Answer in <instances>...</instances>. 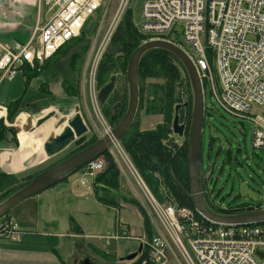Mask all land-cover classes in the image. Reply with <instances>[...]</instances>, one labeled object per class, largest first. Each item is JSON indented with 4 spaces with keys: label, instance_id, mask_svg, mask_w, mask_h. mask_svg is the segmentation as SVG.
Here are the masks:
<instances>
[{
    "label": "built area",
    "instance_id": "built-area-1",
    "mask_svg": "<svg viewBox=\"0 0 264 264\" xmlns=\"http://www.w3.org/2000/svg\"><path fill=\"white\" fill-rule=\"evenodd\" d=\"M44 1L53 14L44 24L35 26L27 42L9 46L0 41L1 78L12 79L24 64L38 69L80 33L86 19L105 0ZM129 3L119 0L111 26L92 60L89 91L95 103L94 77L100 55L110 30ZM140 14L144 34L165 39L181 33L182 48L201 82L226 111L249 118L253 125L252 147L264 153V0H142ZM130 165L164 235L143 240L146 256L128 264H168L167 253L176 256L175 249L185 264H264V222L216 223L169 200L157 203ZM104 167V159H94L84 170L94 176ZM259 205L264 208V191ZM21 234L11 219H0V237L17 240Z\"/></svg>",
    "mask_w": 264,
    "mask_h": 264
},
{
    "label": "rangeland",
    "instance_id": "rangeland-1",
    "mask_svg": "<svg viewBox=\"0 0 264 264\" xmlns=\"http://www.w3.org/2000/svg\"><path fill=\"white\" fill-rule=\"evenodd\" d=\"M118 1L119 0H105L103 5L90 16L87 22V30H92V33L87 34L86 38H84L83 43L86 50L81 58L79 56L76 57L75 65L69 60L68 57L70 55L69 52H67L64 58H61L58 65H52L50 69L39 70V73L29 82L26 98L42 97L44 98L42 100L44 102H46V99L49 97H54L55 99L50 100L54 103L51 104L52 107H48L37 115H34V121H36L35 118L38 115L40 118L47 114H51V116L43 121L41 125L37 126L34 131H25L28 135L32 136L33 139H38L41 142V145L36 149L38 152L32 154V157L27 159H35L34 162L38 161L36 159H45L42 141L45 140L47 136L57 134L62 130L66 122L57 127L58 120L61 118H69L73 115L76 106L79 107V111L84 117V122L88 127V132L83 135L86 137L85 141L90 140L94 135L101 137L106 130H109L108 127L112 128L101 105H98V107L97 104L92 101L89 83L91 88L92 60L96 53H98V46L115 15ZM141 3L142 0H130L129 3V7L133 14V22L137 27H139L141 22ZM46 10L47 8L42 5V16L46 14L49 16L51 14V12L46 13ZM114 28L109 32L98 64L103 57V52L107 50V46L109 45L108 41ZM97 67H99V65H97ZM72 69L76 71H70ZM96 73L97 72H95L94 79L96 78L97 81ZM112 74L116 75L117 84L121 80H119L118 77L124 75L121 69H111L107 76H103L106 78L105 83L109 81L107 79ZM63 77L67 78L68 82L72 85H78L81 96L79 99H71L64 94L62 88ZM43 83L48 85V89L51 92L50 94H44L38 89ZM143 85V88H141L142 91L145 88L143 93V107L139 109L138 114L141 120L140 128L142 130H147L153 128L162 120L164 104L162 94L163 82L161 79L151 78L143 81ZM112 93L113 96H115L117 92L113 90ZM181 93L182 96L187 94L185 90L181 91ZM66 99L67 101L65 102ZM206 107L209 110L211 109V111L210 114L206 115L204 124L202 137V169L204 174L209 176L207 189L211 202L215 206L221 208H226L227 205L232 207L241 206L243 204H248L250 206L258 205L261 193L264 191V153L252 147L253 125L251 121L248 117L234 115L226 111L214 96L210 97L208 95L206 97ZM42 125L43 128H41ZM45 126H48L47 131L51 132V130H53L52 134L45 131ZM211 136L214 138L213 142L210 144ZM74 147L75 145L71 143L62 152L49 158L51 160L42 161L39 166L31 169L35 171L36 169L48 166L53 159L57 160L62 158L70 153ZM116 147L117 149H114L115 155L117 156L119 151L122 157L120 160L123 162L120 165L119 187L117 190L115 189L105 193L104 196L107 198H117L120 195H129L130 197L133 196L137 198L144 212L149 216L151 224L156 226L157 221L152 214V207L146 201V195L139 184L136 173L130 165L132 162L128 153L123 151V156L118 144H116ZM19 148L20 142L18 143V147L15 148L12 146L11 142L10 144H5V146L0 147V152L5 151L13 154L12 159H15L13 161L15 168L19 167L20 159H24L29 153L31 154V152H33L31 149L21 152ZM227 152H229L228 155H226ZM2 159L7 158L2 157ZM128 161H130V163ZM28 165L32 164L30 163ZM132 166L134 167L133 164ZM23 172L24 171L18 172L16 175L22 176L24 175ZM83 173V168H79L70 175L72 177L71 182L60 188L59 194L57 193L56 198L51 202L49 207L51 209L50 215L44 213L43 207L40 206L36 215L35 207L37 201L35 200L36 198H34L36 195L23 201L19 206L13 208L10 213L16 215L20 209L27 208V214L21 213V215L26 217V222L22 225V228H27L29 232L46 234L47 232L43 230H50L51 228H55L56 225L59 233H56L58 232L56 231L54 234H66L69 228L68 218L72 216L84 229L86 234V238L81 240L80 250H77L80 256L89 258L95 264H123L125 261L122 258L136 251L139 244V239L136 238L139 236L141 229L139 212L133 206L128 207L124 205L115 213L114 210L98 202L92 191V177L88 174L83 175ZM138 173L144 185L151 195L154 196H152L153 199L155 201L157 200V203H164V190L157 175L148 171H138ZM60 184L61 182L56 184L55 187L58 188ZM37 199L40 200L41 196H37ZM116 218L119 219L121 224H128L131 228V233L129 235L119 236L117 239L111 238L106 240L105 238H101L102 236H110V233L114 231L113 229L115 227L113 226V221ZM43 224L44 226L40 228ZM157 225L159 226V224ZM33 227L35 228L33 229ZM116 229L118 233L119 230L118 228H115V230ZM143 236L145 237V235ZM60 241L67 243V239L64 237L60 238ZM185 245L191 256L194 257L191 249L186 243ZM91 246H95L102 252H106L110 258L105 260L102 256H96L92 252ZM59 248L61 253H63L66 248L68 249L67 245L63 243L60 244ZM175 251L178 255V261H176L173 256H170L169 264H185L179 251L177 249H175Z\"/></svg>",
    "mask_w": 264,
    "mask_h": 264
},
{
    "label": "trees",
    "instance_id": "trees-1",
    "mask_svg": "<svg viewBox=\"0 0 264 264\" xmlns=\"http://www.w3.org/2000/svg\"><path fill=\"white\" fill-rule=\"evenodd\" d=\"M132 17L133 14L131 9L129 7L126 8L110 35L107 50L103 52V57L101 58L102 61L100 60V63L98 64L99 67L96 69L97 81L95 78V85L97 89L104 85L103 83H105L106 78L103 76H107L111 69H121L124 74L123 76L118 77V79L121 80L118 82V84L116 83V88L114 91L117 93L115 96H113V93H111L106 102L101 105L108 122L112 126H115L120 121L124 113V111H120L119 108L112 110V106L118 101H121V103H126L127 101L126 69L128 58L132 52L144 42V40H147L148 37L147 35L142 34L136 28ZM89 18L90 16L85 21L80 34L77 37L72 38L65 45L61 46L49 59L44 61L40 70L50 69L52 65H58L61 58H64V55L67 52H69L70 55L68 57L69 60L73 62V65H75L76 57L79 56L81 58L82 54L86 50V47L83 43L84 38H86L87 34L92 33V30H87V22ZM169 38H171L170 35ZM171 41L179 42L180 39L179 37L175 36L174 38H171ZM26 68L29 69V67ZM70 71L76 70L72 69ZM37 73H39V71L35 69H29V74L26 75V79L30 81L34 76H36ZM112 75H110V77ZM110 77L107 80H109ZM151 78L161 79L163 82L162 94L164 104L162 120L151 129L141 130L138 111L143 107V93L145 91V88L143 91L141 88L144 86L143 81ZM62 80L64 94L71 99H79L81 96L78 85H72L68 82V79L64 77ZM137 81L139 87L137 112L133 122L124 132V134H122L119 142L125 152L128 153L132 164L139 172L148 171L157 175V178L164 189V199L169 200L171 203L177 206H186L194 209L190 195L187 163V131L190 114H186L185 109H179L180 120L185 124L184 137L177 138L171 132L174 107L182 101H187L189 104L191 103V91L188 76L185 73L181 62L176 59L173 54L162 48H151L145 51L140 57L137 69ZM41 86L42 90L46 92V94H50L46 84ZM184 90L187 92V94L182 96L181 91ZM21 103L22 100L20 99L14 100L10 103L9 107L11 111L8 114L10 122L19 111V104ZM48 105L49 103L44 106ZM44 106L40 105L36 107L35 110H40ZM210 111L211 109L209 110L207 107H205V118L206 115L210 114ZM111 116H113V118H111ZM85 138V136H82L76 139L72 143L75 145V147L70 153L63 156L62 158H65L68 155H71L72 153L96 141L95 136L91 137V139L87 141H85ZM213 138L214 137L212 136L210 137V144L213 142ZM10 142L14 148L18 146V140L13 129L11 127L5 126L2 121H0V147L5 146V144H10ZM228 154L229 152L226 153V155ZM102 157L106 161V166L105 169L98 173L93 179L94 194L99 202H102L106 205L118 206L122 204L119 200L107 198L104 196V194L110 190L118 188L120 172L115 161L113 160V157L107 151L103 153ZM62 158L49 163V165L44 168L36 169L30 174H24L22 176L0 171V202L5 200L17 189L24 186L37 173L53 166L54 164L61 161ZM69 174H67L62 181H64ZM201 186L207 206L216 213L224 215L240 213L245 210V206H248V204H243L237 207L227 205L226 208L215 206L209 199V196H207L205 193L206 184L203 169L201 174ZM122 199L124 202L127 201V203L136 207L142 220L143 228L145 230V237L150 238L153 234L152 224L149 216L146 215L147 213L144 212V209L142 208L139 201L133 197H123ZM8 214L9 213H6V216ZM70 221L73 222L72 219H70ZM145 256L146 251L143 247L136 261L138 262L142 260Z\"/></svg>",
    "mask_w": 264,
    "mask_h": 264
},
{
    "label": "crops",
    "instance_id": "crops-1",
    "mask_svg": "<svg viewBox=\"0 0 264 264\" xmlns=\"http://www.w3.org/2000/svg\"><path fill=\"white\" fill-rule=\"evenodd\" d=\"M42 5H44L47 8L46 13H50L49 7L45 4V1L43 0H0V40L9 45L14 43L15 41L26 42L30 38L32 30L35 27V25H42L51 15L50 14L49 16H47L46 14L45 16H42ZM29 69L26 67H22V70L18 74H16V76L11 80L0 78V121H2V123L5 126L12 127V123L17 120V118L21 115V113H24L26 115L28 114L33 115L32 113H38L39 110L36 111L35 109L40 105L44 106L47 103H49V106L47 107H52L50 103L53 102H51L48 99H55L54 97H49L48 99H46V102L42 101L44 99L42 97L26 98L27 86L31 81V80L28 81L26 79V75L29 74ZM44 84L45 83L41 85ZM41 85L38 87V89L45 94L46 92L42 90ZM17 99L22 100V103L19 104V111L17 112L13 120L10 122L8 118V114L11 111L9 105L11 102ZM66 101L67 99L65 100V102ZM39 118L40 116L38 115L35 118V120ZM37 152L38 151L31 152V154L29 153L24 159H20L19 167L15 168L13 162L15 159H12L13 154L9 152L1 151L0 171L6 173H12V174H16L18 172L24 171L23 174H30L32 171H34V169L31 168H35L36 166H39L42 163V161L51 160V159H36L38 161L34 162L35 159H27L29 157H32V154H36ZM2 157H6L7 159H2ZM54 160L56 161V159H53V161ZM113 160L116 161V165H118L117 167L120 172V165L123 162L120 159H113ZM30 163L32 165H28ZM134 169L136 170L138 176L140 177L138 170L135 167ZM76 171H73L72 173ZM72 173L71 174L68 173L69 175L66 177L64 181L62 180L60 181L61 184L58 185L59 186L58 188H56L54 185L50 188H47L39 192L40 193V194L38 193L39 195L36 194V197H34L36 198L35 200L37 201V205L35 207L36 215L38 213L39 206L43 207L44 213L50 215L51 209L49 207L51 205V202L56 198L57 193L59 194V191L61 190L60 188L66 186L71 182L72 177L70 175H72ZM84 174L86 173H83V175ZM93 179L94 177L91 178V184H92L91 186H92L93 195L95 197L93 190ZM204 179H205V184L207 186V181L209 179V176L204 174ZM118 187H119V180H118ZM205 193L206 194L208 193V189L207 191H205ZM37 196H41V199L40 200L37 199ZM123 197L130 198L129 195H120L117 198L110 197L113 199H117L122 203L118 206L106 205L102 202L100 203H102L107 208L114 210V212L117 213L118 210L122 208L124 205H127L128 207L130 206L132 207V205L127 203V201L126 202L123 201L122 199ZM22 202H20L19 204H21ZM19 204L16 206H19ZM247 207H252V206H247ZM10 211L7 212L9 213L7 216L4 215L0 217V219L1 218L11 219L22 231V234L17 240L0 237V264H83V261L87 259L91 263H93V261L90 260L89 258L85 256H80V253L77 251L80 250L81 240L86 238V234L84 229L75 221V219L72 216H69L68 218L69 228L66 234L64 233L54 234L56 231H58L56 233H59L57 225L55 228H51L50 230L41 229L47 232L46 234V233L29 232L27 228H22L23 227L22 225H24L26 222V217L21 215V213L27 214V208L20 209L16 215L10 213ZM70 219H72L73 222H71ZM157 224L156 226L152 224V231H153L152 236L158 234L164 235V233L161 232V227H159ZM43 226L44 224L41 225L40 228H42ZM113 226L115 228H118V230L122 229V233H124V235H129L131 233L130 226L128 224L125 225L121 224L118 218L114 219ZM140 227H141L140 234L136 238L139 240L146 239V237L143 236L145 235V230L143 228L142 220L140 222ZM34 228L35 227H33V229ZM115 228L113 229L114 231L110 233V236L108 235L104 237L102 236L101 238H105L106 240L111 238L114 239L119 238L116 235L117 229L115 230ZM63 237L67 239V243H65L64 241H60V238ZM62 243L66 244L69 249L68 250L66 248L63 251V253L60 252V248H59L60 244ZM139 245L140 243L138 244L137 249L139 248ZM91 250L96 256L97 255L102 256L104 257L105 260L110 258V256H108L106 252H102L101 250H99V248L95 246H91ZM125 257L122 258L124 261H125ZM123 264H126V262Z\"/></svg>",
    "mask_w": 264,
    "mask_h": 264
},
{
    "label": "water",
    "instance_id": "water-1",
    "mask_svg": "<svg viewBox=\"0 0 264 264\" xmlns=\"http://www.w3.org/2000/svg\"><path fill=\"white\" fill-rule=\"evenodd\" d=\"M151 48H162L173 54L174 57L181 62L190 82L192 90V106L190 123L187 131V163L190 195L194 209L202 217L217 223L247 224L264 222V209H255V207H259V204L255 207H246L245 211L241 213L224 215L212 211L205 203L201 188L202 135L205 112L203 87L196 68L184 51L173 43L159 39H152L143 42L132 52L128 58L126 69V110L119 123L111 129V137L109 135H104L103 137L65 158L64 160L37 173L24 186L17 189L5 200L0 202V217L4 216L8 211L25 199L56 185L68 173L81 168L87 162L99 157L104 152H106L111 147L113 140H119L120 136L131 125L137 110L139 97L137 69L140 57L145 51ZM114 83L115 76L112 75L109 81L99 89L97 93L99 103L103 104L105 102L113 90ZM182 106L188 111L189 105L187 102L183 104H177L175 106L174 117L171 125L172 132L179 137L183 136L185 127L183 123L179 122L178 109ZM65 121L66 125L63 126L59 134L49 136L47 140L43 142L42 148L46 157H51L57 154L67 147L72 141H74L75 138L82 136L88 130L79 113L78 107L75 108V113L71 118L60 119L57 123V126L62 125ZM12 129L17 133L19 132V128L16 125H12ZM22 129L23 131L27 132L32 131L31 115H28L26 124L22 127ZM141 248L142 246L140 244L137 251L127 255L125 260L129 261L133 259L137 253L141 251ZM259 254L261 255V252H259ZM83 264L93 263L87 259L83 261Z\"/></svg>",
    "mask_w": 264,
    "mask_h": 264
},
{
    "label": "bare ground",
    "instance_id": "bare-ground-1",
    "mask_svg": "<svg viewBox=\"0 0 264 264\" xmlns=\"http://www.w3.org/2000/svg\"><path fill=\"white\" fill-rule=\"evenodd\" d=\"M19 116V115H18ZM27 118V115L24 113H21V115L17 118L16 120V125H20L21 123H23ZM54 123V122H53ZM47 127L45 126V131L52 134L53 130L47 131ZM41 128H43V125L41 126ZM41 131V130H40ZM35 135V134H34ZM39 138V137H38ZM18 139L20 142V148L19 151L23 152L25 150L31 149L33 150V152L36 151V149L41 145L40 140L38 139H33L32 136L28 135L25 131L20 130L18 132ZM43 142V141H42Z\"/></svg>",
    "mask_w": 264,
    "mask_h": 264
}]
</instances>
